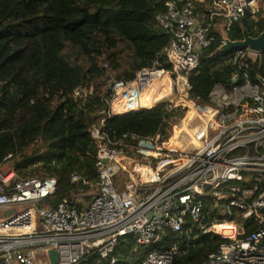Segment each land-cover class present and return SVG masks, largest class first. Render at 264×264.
Masks as SVG:
<instances>
[{
  "label": "built area",
  "instance_id": "obj_1",
  "mask_svg": "<svg viewBox=\"0 0 264 264\" xmlns=\"http://www.w3.org/2000/svg\"><path fill=\"white\" fill-rule=\"evenodd\" d=\"M161 1L156 25L170 34L168 43L132 78L111 77L102 93L104 115L90 129L96 180L72 172L69 181L78 187L73 201L51 207L42 203L55 193V178L18 176L13 163L2 170L11 153L0 162V264H42L50 249L58 264H77L88 254L116 264L120 239L133 235L136 244L148 246L166 229L228 239L204 260L185 264H264V78L250 71L262 51L230 50L223 58L233 68L230 83L215 84L205 104L189 98L190 75L203 50L216 41L222 50L237 22L258 19L264 0ZM90 92L80 86L71 95L83 99ZM159 102L169 115L162 119L169 126L164 132L111 135L105 129L107 119ZM207 198H213L215 214L234 217L239 210L254 229L245 235L236 217L206 221ZM8 209L4 218L1 211ZM226 222L234 223L232 234L214 229ZM186 251L174 243L149 252L140 264H171Z\"/></svg>",
  "mask_w": 264,
  "mask_h": 264
},
{
  "label": "trees",
  "instance_id": "obj_2",
  "mask_svg": "<svg viewBox=\"0 0 264 264\" xmlns=\"http://www.w3.org/2000/svg\"><path fill=\"white\" fill-rule=\"evenodd\" d=\"M263 7L257 20L244 17L237 22L229 38L242 39L243 29L254 37L264 30ZM163 10L161 0H0V162L11 153L18 176L55 178L56 190L46 205L73 201L77 187L69 181L72 172L96 179L97 149L90 129L99 126L104 115L101 85L111 70L118 78L130 79L160 55L170 39L156 25ZM218 45L216 41L203 50L198 68L190 75L189 98L196 104L207 103L215 84L230 83L233 68L223 59L230 50H218ZM161 62L166 66L164 58ZM250 71L253 77L264 78V49ZM80 86H91V92L75 99L71 93ZM163 105L109 118L105 129L111 135L164 132L169 126L162 119L169 115ZM213 203V198L205 200L206 221L236 217L238 224L244 222L245 235L254 229L251 219H242L241 211H234V217L215 214ZM227 223L229 229L235 228L233 222ZM227 241L216 233L194 238L192 233L166 229L158 242L144 246L130 235L117 243L116 264H140L149 252L166 250L174 243L187 251L175 255L171 264L195 263ZM77 264L108 262L88 254Z\"/></svg>",
  "mask_w": 264,
  "mask_h": 264
},
{
  "label": "water",
  "instance_id": "obj_3",
  "mask_svg": "<svg viewBox=\"0 0 264 264\" xmlns=\"http://www.w3.org/2000/svg\"><path fill=\"white\" fill-rule=\"evenodd\" d=\"M223 50H232L236 48L249 47L255 51H262L264 49V30H262L257 36L249 35L246 29H243V37L239 40H227L224 45L221 46ZM4 218H7L11 214V209L2 210ZM47 256L50 264H58L57 253L54 249H50L47 252Z\"/></svg>",
  "mask_w": 264,
  "mask_h": 264
},
{
  "label": "rangeland",
  "instance_id": "obj_4",
  "mask_svg": "<svg viewBox=\"0 0 264 264\" xmlns=\"http://www.w3.org/2000/svg\"><path fill=\"white\" fill-rule=\"evenodd\" d=\"M111 77H117V72L114 71V70H111L110 75L108 76L107 80L105 81V83H104L103 85H101V91L106 90V88L109 86V80H110ZM117 78H118V77H117ZM90 85H91V84H90ZM83 88H84L85 90L88 91V89H91L92 87H91V86H88V88H87V86H86V87L83 86ZM119 160H120L122 163H126V164H128L123 156H121V157L119 158ZM11 165H12V163H6L5 166H4V168H2V170H6V169L10 168ZM128 165H129V164H128ZM129 166H130V165H129ZM86 190H88V189H86ZM87 194H88V193H86V195H85V198H86L85 201L88 200V198H87V197H88ZM38 206H42V205L39 204ZM1 218H2V215H0V219H1ZM219 230H220V232H222L223 234H232L231 232L225 230V229L223 228V226L220 227ZM40 261H41L42 264H47V257H46L45 255L42 256V257L40 258Z\"/></svg>",
  "mask_w": 264,
  "mask_h": 264
},
{
  "label": "bare ground",
  "instance_id": "obj_5",
  "mask_svg": "<svg viewBox=\"0 0 264 264\" xmlns=\"http://www.w3.org/2000/svg\"><path fill=\"white\" fill-rule=\"evenodd\" d=\"M222 226H223V228H224L225 230H227V231H229V232L232 233V230L228 228V223H227V222H226V223H222V224H217V225H215V226H214V229H216L217 231H220L219 228L222 227Z\"/></svg>",
  "mask_w": 264,
  "mask_h": 264
},
{
  "label": "crops",
  "instance_id": "obj_6",
  "mask_svg": "<svg viewBox=\"0 0 264 264\" xmlns=\"http://www.w3.org/2000/svg\"><path fill=\"white\" fill-rule=\"evenodd\" d=\"M95 170H96V168H95ZM80 174V173H79ZM83 176V175H82ZM85 177V176H84ZM96 180V179H95ZM94 180V181H95ZM77 187V186H76ZM77 189H78V187H77ZM77 192V190L76 191H74V193H73V197H74V194ZM83 198V200L85 201V196L84 197H82ZM88 198V200H86L85 202H88L89 200H90V198H89V196L87 197ZM42 205H46L45 204V201L42 203ZM46 206H49V205H46ZM56 206V205H55ZM52 207V206H51ZM48 258V257H47ZM50 264V263H49Z\"/></svg>",
  "mask_w": 264,
  "mask_h": 264
}]
</instances>
